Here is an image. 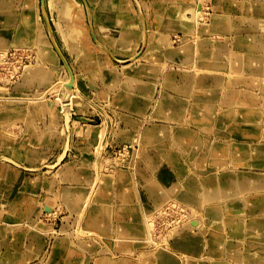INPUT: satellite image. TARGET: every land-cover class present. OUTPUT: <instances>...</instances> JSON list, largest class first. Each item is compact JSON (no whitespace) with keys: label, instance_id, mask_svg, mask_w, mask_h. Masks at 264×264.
Returning <instances> with one entry per match:
<instances>
[{"label":"crops","instance_id":"1","mask_svg":"<svg viewBox=\"0 0 264 264\" xmlns=\"http://www.w3.org/2000/svg\"><path fill=\"white\" fill-rule=\"evenodd\" d=\"M82 1L46 0L48 20L61 51L73 67L77 87L85 91H102L115 90L114 87L123 83H138L139 89L130 92L134 97L133 109L137 111H126L124 116L132 113L138 117L145 116L139 101L146 97L147 62H150L149 66L160 69L157 82L170 85V92L165 90L162 96L165 103L168 104L169 100L170 104L168 117L162 123L170 122V126H156L162 131L170 128L173 136L175 132L207 134L202 136L204 144L207 141L209 146L214 144L224 149L223 154L217 156L215 153L216 157L203 159L212 164L210 169L199 164L197 170L191 168L193 172H188L190 168L185 166L187 171L183 179L187 187L167 194L185 203V197L188 198L192 192L200 196L202 192L210 191L217 199H199L202 203L195 205L198 210H216L217 213L234 211L239 216L244 215L243 218L235 217V223L228 227L202 219L203 226L215 233L209 234L207 253L195 258L171 246V253L166 252L169 257L161 264H168V261L172 264H212V260L233 264L229 261L235 259L238 262L240 258L242 264H246L244 261L257 264L258 254L264 257L263 247L257 254L253 252L254 247L259 249L257 246L264 244V204L258 205L260 200L256 191L237 192L236 182L264 175V168L258 162L261 158L264 160V155L255 152L258 147L264 149V132L260 137L255 134H259L254 128L255 117H249L250 126L249 121L244 123L251 113L258 111L264 115V29H253L258 19L264 22V15L256 13L258 9L264 10V0H213V14L208 25L193 21L191 27H180L179 19L193 17V12L198 11L195 2L188 1V5L194 7L191 8V16L180 17L179 10L189 7L179 5V0ZM136 6L142 8L144 18L140 14L141 9L136 10ZM69 8L75 14L66 18L64 15ZM48 29L42 0H0V49L34 45L41 50V64L39 69H35L34 77L30 81H20L11 96L0 94V156L9 159H0V264H103L104 260L108 264H146L149 260L147 255L152 250L149 251V247L141 241L145 229L140 220L143 212L162 204V196L156 198L157 193L147 190V187L133 194L122 191L114 186L116 181L113 182L111 177L105 184L112 186L103 189L105 193L102 194L106 195L96 203L92 199L90 210L86 209L88 201L84 200L94 193L93 187L88 186L94 171L84 166L80 159L69 161L67 156L72 148L78 151L96 144L92 130L82 128L85 129L83 132L76 126L73 128L65 116L64 130L66 132L68 128L69 134L68 137L63 136L61 128L64 119L57 109L52 106L33 108L27 103L26 130L32 133L33 141L23 139L20 142L3 134L17 125L18 102L21 99L16 97L34 96L36 90L49 89L58 79H62L60 83L68 81V76L64 77V62L51 47ZM177 35L185 45L175 46ZM139 53L136 61L130 60ZM115 63H122L118 65L121 69L115 68ZM110 84L114 86L109 87ZM78 100L75 96L74 101ZM71 112L72 108L70 119ZM155 114L159 119L158 109ZM176 115L179 117L177 121ZM120 130L126 134L133 131L128 125H120ZM85 136L89 138L86 139L88 143L82 145L81 140ZM116 140L121 141L119 138ZM40 147H63L64 151L53 165L36 168L20 165L22 160L16 156L18 150L27 148L29 152L31 148ZM233 147L234 151H230ZM241 148H249L251 155L241 157L242 154L238 153ZM174 158L175 161H172L178 163L179 157ZM48 166L55 168L46 169L50 171L48 174L41 173L40 169ZM168 167L169 173L174 175L172 178L178 180V172L172 164ZM73 169L74 173H67ZM32 174L37 176L32 177ZM114 190L119 192L118 196L114 195ZM186 203L194 207L192 203ZM122 209L129 220L138 221L134 223L139 228V242L134 248L130 247L132 249L115 243L108 229V223L113 221H100L98 217L102 212L116 216L115 212ZM57 214L58 218L55 217ZM243 228L247 237L240 233ZM239 241H244L241 248ZM233 250L235 255L229 253L230 256H225L227 251Z\"/></svg>","mask_w":264,"mask_h":264},{"label":"rangeland","instance_id":"2","mask_svg":"<svg viewBox=\"0 0 264 264\" xmlns=\"http://www.w3.org/2000/svg\"><path fill=\"white\" fill-rule=\"evenodd\" d=\"M80 1L83 3L82 0H80ZM170 1L171 0H169L168 2H170ZM179 1H178L179 5H181L182 7H184V8H185V6L189 7V8H187L188 11H187V9L186 10L185 9L179 10L180 17L183 15L185 16L186 14L191 16L190 14H192V10L194 9V7H190L188 4L190 2L191 3L194 2V0H179ZM188 1H190V2H188ZM196 1L198 3L195 2L194 5L196 6L197 9H198V7H200L202 10V11L198 10V12H199L198 14H200V16H201V17H199V21H201L199 24L204 26V25H206L205 23H209V21L211 20V16L213 14V2H212L213 0H196ZM191 8H193V9H191ZM136 10H140V8L136 6ZM202 12L204 13L205 16L202 14ZM89 14H90V18L92 20L91 11L89 12ZM179 20L181 23L182 19H179ZM52 30H53V28H52ZM49 33H50V31H49ZM177 36L174 39V42L176 44L175 46H181L182 44L185 45V42L182 41V38H180L179 36L177 37ZM50 44H51V47H53V49L57 53V49L53 45L52 38H51ZM57 45H58V43H57ZM29 46H23V47H29ZM20 47H22V46H20ZM58 47H59V45H58ZM32 48L34 49V51L32 49L31 52H27L28 54L25 52L22 54L21 52L16 51L15 54L10 53V55L5 58L6 61H4L0 67V94H2L4 96L5 95L11 96V94L14 92L16 86H19V84L23 81V80H21V82H20V80H18L17 78L20 75L22 76L21 71H22V68L24 67V65H26V64L35 65L37 63V61H38L37 56L39 53L36 49V46L32 47ZM5 49H7V48H5ZM103 49H105V48H103ZM0 50H3V49H0ZM57 55L60 59H62L58 53H57ZM34 57L36 59H34ZM119 64H122V63H118V64L115 63V68L121 69V66H118ZM8 65H10V66H8ZM147 65H148V67H147L148 82L145 86L146 87V91H145L146 97H145V99L143 98V99H141V101H139L141 104L140 107L141 108L143 107L142 111L146 112L145 116L141 115L140 117H138L137 114H133V113L131 115H125L124 116L126 111L131 112V111H134L135 109H133V108L129 109L128 107L125 108V106L122 105L121 99L125 98L126 99L125 101L132 103L134 97L131 95L132 93L130 94L129 92H131L133 89L136 91L138 89L137 87H139L138 83L130 84V85L123 83L119 86L114 87V88H116L115 90H113V88H110V90L104 89L102 91H92L91 89H88L85 91V89L81 90L79 88V93L77 95L75 94L79 100L74 101V103H73L72 112H71L72 118L69 119L70 124H72L73 128L76 126L81 130H82V128H88V129L92 130V134H94L93 137L97 138L98 140L100 139L99 140L100 142L97 141L96 142L97 145L95 144L96 146L94 145L91 148L84 147V148L78 149V151L76 149L72 148L71 151H69L68 156H67L68 157L67 159L69 161L75 160V159H80L82 162L85 163V165L83 163H82V165L87 166V167H91L92 170L94 171L93 180L91 181V183L87 182L89 184L88 185L89 188L93 187L94 194L88 195L86 197V200H84V202L85 201L89 202L94 197L93 200L96 203L98 199L100 200V198H102V196L106 195V194H102V193H105V192H103V189L105 190L107 188L106 187L107 185L105 183L111 177L114 178L117 186L119 185L120 190H122V191L133 194L139 190H144V188H142V187H147V190L152 191V192H156L157 193L156 198H159L160 194L158 192V189L153 184L147 183L144 185L143 183H145V180L142 178L140 179L141 175L139 174L140 173L139 170H142V169H139L140 164L143 163V165H144V163L146 164V161H147V163L153 169H155L156 164L160 160L162 161L163 159L164 160L169 159V160L175 161L174 156L178 155L175 157H179V161L183 162L185 164V166L189 167V165H192V164H190V162H192V158H194L196 160V159H198V157H202V156L206 157V155H207V150H208L207 146H209V142L206 141L204 144V141L202 140L203 139L202 136H206L207 134L195 135L194 133L192 134V133H182V132L177 133V132H175L174 136L167 134L165 137H161V135H156L155 132H152L151 136L147 135V141L145 140L144 142H142V136L145 138V133L152 131L150 129L154 128L155 130H160L159 127H162L164 125L170 126V122H167V124L162 123V122H165L163 120H166V119H164V116H162V117L159 116V119H158L156 117V114H155L157 109L159 112L164 110V107L166 105V103H165L166 101L164 100V98H162V96L164 93H166L165 90H168L167 91L168 93L170 92V89H169L170 85L158 83L156 80L157 79L156 76L159 75L158 70H160V69L157 70L155 67L149 66L150 65L149 61L147 62ZM64 66H65V63H64ZM17 68H19V69H17ZM13 72H14V74H13ZM67 76L69 79L68 73H64V77H67ZM9 77H11V78H9ZM131 78H133V76H131ZM13 79H14V81H13ZM16 80H17V82H16ZM61 80L62 79H58L56 81V83H54V85L52 84V86H55V88L52 90L50 88L38 90V91L36 90L35 92L37 94L34 96H28L29 98H27L26 95L16 97L17 99H21L18 102V104H19L18 108H19L20 112L18 114L17 125H15L13 128L10 127L11 130H5L3 132V134L6 137H8L9 139H16L20 142L23 139L26 140L27 142L33 141L32 133L29 134V132L27 133V130H26V117H27L26 104L28 103V105L33 106V108H40V109L45 108L46 109V108L52 106L55 109H57L58 112L60 113V115L64 119L62 122V128H61L62 132L61 133L63 136H65L66 132L64 130L63 124L65 123V116L66 115H65V112L62 108V101L59 99V97H58L59 94L57 93V90L59 89V85H61V89H60L61 95L60 96H63L64 83H60ZM151 80L156 82V83L152 82ZM65 81H67V79ZM12 83H14V84H12ZM113 86L114 85L110 84L109 87H113ZM142 86L143 85H141L140 88L143 90ZM200 86L203 87L206 85H200ZM40 94H42V95H40ZM22 98H25V99H22ZM28 100H30V102ZM167 102L169 104V100ZM169 108H170V105H169L168 109ZM135 111H137V110H135ZM174 117H175V121H177V118H179L178 115H176ZM88 119H93V121L92 120L89 121ZM154 119H156V120H154ZM120 125L121 126L122 125H128V128L133 130L132 133L126 134L124 131L120 130ZM155 125H158V126L160 125V126L155 127ZM105 127H106V129H104ZM169 131H170V128H169ZM35 134L37 136V133H35ZM129 136H132V137H129ZM185 136H186V138H185ZM187 136H188V138H187ZM45 137H48V136L46 135ZM116 138H119L121 141H117ZM86 139H89V138H86V136L82 138V140H81L82 145H87L88 141H86ZM123 139L125 141H123ZM129 139L130 140L134 139L133 141H134V144L136 146L134 149H132V147L130 149L126 148V145H127L126 141H129ZM183 139L188 140L191 145L195 144L196 147L202 148V150L200 151L201 156L196 157L195 155H191L190 159L187 160L189 157H186V153L184 151V148L180 147V143ZM103 143L105 145L104 149L102 146ZM210 143L212 144L213 141H210ZM142 144H144V145H142ZM124 149H125V151H124ZM140 149H142V150H140ZM62 151H64L63 147H58V148L53 147L51 149L42 148V147L36 148V149L31 148V149H29V152H28V149L26 148L24 150H18V154L16 156L19 160H22L19 162H20V165L24 166V168H26V167L27 168H36L37 166H40V165H49V164L53 165L54 161L57 160V158L59 157V155L61 154ZM120 155H122V156L124 155V156L122 157ZM105 156H107V157L105 158ZM165 156H166V158H165ZM49 158H51L50 161H48ZM99 158H101V159H99ZM194 159H193V162H194ZM156 160L158 162H156ZM186 160L189 162V165H188V163H186L187 162ZM136 162H138V163H136ZM199 164H201V163H199ZM199 164L196 163L195 166L198 168ZM138 166H139V168H138ZM201 166H202V164H201ZM210 167L211 166H209L208 169H210ZM54 168L55 167H53V168L47 167L45 169L42 168V169H40V171H41V173H42V171H44L45 174H48V173H50V171L48 172V170H46V169L52 170ZM156 170L159 171L160 169L156 168L155 171ZM194 170H196V168H194ZM144 171L146 172V171H148V169H144ZM28 172L31 173L33 171H28ZM33 173H37V172H33ZM136 174H138V175H136ZM28 175L30 176L31 174H28ZM116 175H118V177ZM35 176H37V175L32 174V177H35ZM177 177L181 178V175H178ZM168 181H169V178H165L164 180H161V181L159 180L158 182L163 183V184H167ZM164 194L169 195L166 193H164ZM174 198L177 200V204H178V202L180 203L179 198H176V197H174ZM174 198H172V200H174ZM170 202L171 201H170V196H169L168 201L164 202L163 206L160 205V206L154 208V212H152V214H151V216H153L155 218L156 223H155V229L152 231L153 232L152 237H151L152 240H151L150 244L148 245L149 251L156 249L158 246H163V245L165 247L168 246L170 244L166 241L168 235L170 234L168 229H172L173 227L180 225V223H181L180 221H183V223H184L186 220V217H184L183 214L181 212H179L178 208H176L178 205L177 204H175V206L171 205L173 203H170ZM168 203H170V204L167 206L166 212L165 211L161 212V210H160V212L157 211L158 208L162 209ZM182 205L185 206L184 204H182ZM201 212L195 211L193 218L198 217V218L203 219V220L207 219L206 215H208L209 213L206 211L204 213H201ZM220 213L224 215V213H222V212H220ZM132 215H135V212H132ZM58 216H59L58 214L55 215L56 218H58ZM51 217H52V215H51ZM239 217L243 218L244 215H240ZM40 219H42V218L40 217ZM195 229L199 230V226L195 227ZM164 231H165V233H164ZM86 235H89V234H86ZM162 235L164 236L165 240L162 239ZM90 237L91 236H89V238ZM79 238H81V235H79ZM168 240L173 242L174 237L170 236L168 238ZM231 243L233 245L234 242L231 241ZM168 247H169V250H171V246H168ZM212 262H213V260H212ZM229 262H232L233 264H242L241 261L237 262V260H235V259L233 261H229ZM245 263L247 264V262H245Z\"/></svg>","mask_w":264,"mask_h":264},{"label":"bare ground","instance_id":"3","mask_svg":"<svg viewBox=\"0 0 264 264\" xmlns=\"http://www.w3.org/2000/svg\"><path fill=\"white\" fill-rule=\"evenodd\" d=\"M139 1V0H138ZM194 2H197L196 0H194ZM202 2V1H201ZM213 2V1H212ZM263 2V1H262ZM198 3V2H197ZM139 4H140V2H139ZM198 5V4H197ZM141 6V5H140ZM243 6H245V3L243 4ZM240 7V6H239ZM72 8H69V10L68 11H66V14L64 15L66 18H69V17H72V16H74V12L73 11H70ZM140 9H141V11H140V14L142 15V17L144 18V12H143V10H142V8L140 7ZM195 9H197V8H195ZM198 10H201V8L200 7H198ZM202 11V10H201ZM181 12V11H180ZM237 12V11H236ZM254 12V11H253ZM199 12L196 10V11H194L193 12V17H191V18H183L182 19V22L180 23V27H191V24L193 25V21H195L196 23H200L201 21H199V17H201L200 16V14H198ZM211 13V12H210ZM234 13V12H233ZM256 13H257V15H264V10H260V9H258L257 11H256ZM202 14L204 15V13L202 12ZM46 15H47V12H46ZM256 15V14H255ZM205 16V15H204ZM209 16V15H208ZM181 17H186V15L184 16H181ZM48 18V17H47ZM261 20V19H260ZM228 21V20H227ZM262 21V20H261ZM261 21H259V19H258V21H256L257 23L256 24H254V26H253V29L255 28L256 30H258V31H262L263 29H264V22H261ZM220 22V21H219ZM224 22H226V21H224ZM206 25H208L207 23H205ZM216 24V23H215ZM219 24V23H218ZM199 25H201V24H199ZM217 25V24H216ZM217 26H222V25H217ZM226 27V29L228 30L229 29V26L227 25V26H225ZM146 28H147V26H146ZM146 30V29H145ZM148 30V29H147ZM75 31L73 30V33H74ZM253 32V31H252ZM257 32V31H256ZM73 33H72V36H73ZM50 35H51V33H50ZM53 35H54V33H53ZM178 37V36H177ZM180 37V36H179ZM52 38V37H51ZM54 38H55V36H54ZM241 38V37H240ZM239 38V39H240ZM179 40V39H178ZM250 41V40H249ZM52 42H53V40H52ZM55 42H56V39H55ZM167 42V41H166ZM242 42V41H241ZM182 43V42H181ZM56 44H57V42H56ZM180 44V43H179ZM249 44V43H248ZM262 44H264V42H262ZM53 45L55 46V44L53 43ZM102 45V44H101ZM23 46H27V45H22V47H20V46H17V47H10V48H7V49H3V50H0V67H1V65H2V63L4 62V61H6L5 60V58L7 57V56H9L10 55V53H13V54H15V52L16 51H18V52H21L22 54L25 52V53H27V52H31V50L33 49L32 47H35L34 45H30L29 47H23ZM58 46V45H57ZM104 48H105V50H107L108 51V49H107V47H105L104 45H102ZM239 46V45H238ZM263 46V45H262ZM56 48V47H55ZM59 48V47H58ZM37 49V48H36ZM60 49V48H59ZM211 49V48H210ZM241 49V48H240ZM260 49H262L261 47H260ZM111 50V49H110ZM33 51H34V49H33ZM37 51H38V56H37V63L35 64V65H32V64H30V65H28V64H26V65H24V67L22 68V71H21V73H22V76L20 75V76H18V80H23V81H30L33 77H34V75H35V69L37 68V69H39V67H40V64H41V54H40V52H41V50L39 49H37ZM61 51V50H60ZM190 51V50H189ZM215 52V51H214ZM233 52V51H232ZM253 52V51H252ZM36 53V52H35ZM57 53L59 54V52L57 51ZM108 53V52H107ZM110 53V52H109ZM201 53V52H200ZM218 53V52H217ZM28 54V53H27ZM111 54V53H110ZM109 54V55H110ZM207 54V53H206ZM88 55V54H87ZM140 55V53L139 54H137V55H135V56H133L130 60L131 61H134L135 59H137L138 58V56ZM36 56V55H35ZM59 56H60V54H59ZM111 56L113 57V55L111 54ZM207 56V55H206ZM240 56V55H239ZM61 57V56H60ZM34 59H36L35 57H34ZM203 59H204V57H203ZM114 60V59H113ZM116 60V59H115ZM8 61V60H7ZM36 61V60H35ZM136 61V60H135ZM236 61V60H235ZM9 62V61H8ZM213 62V61H212ZM7 63V62H6ZM11 63V62H10ZM33 63V62H32ZM215 63V62H214ZM258 63V62H257ZM8 64V63H7ZM68 65H69V67H70V69H71V71H72V74H73V76H71V74H70V70L68 69V67L66 66V64H65V66H63L64 67V69H65V72L66 73H68V75H69V79H68V81L67 82H65L64 83V91H63V96H60L61 94V92H60V89H61V85H59V89L57 90V93L59 94V99L62 101V108H63V110H64V112H65V115H66V118H67V121H69V119H70V109L72 108V106H73V101H74V98H75V96L79 93V88L77 87V84H76V77H75V73H74V71H73V67L68 63ZM165 65V64H164ZM249 65V64H248ZM258 65V64H257ZM8 66H10V65H8ZM252 66V65H251ZM184 67H185V65H184ZM190 68V67H189ZM189 68H187V69H189ZM192 68V67H191ZM195 68V67H194ZM17 69H19V68H17ZM184 69V68H183ZM68 70V71H67ZM11 71V70H10ZM13 71V70H12ZM192 71H193V69H192ZM195 71V70H194ZM10 73V72H9ZM20 73V72H19ZM195 73V72H194ZM13 74H14V72H13ZM11 76V75H10ZM5 77V76H4ZM3 77V78H4ZM2 78V79H3ZM9 78H11V77H9ZM13 78V77H12ZM15 78V77H14ZM119 78V77H118ZM185 79H187V78H185ZM11 80V79H10ZM9 80V81H10ZM117 80V79H116ZM13 81H14V79H13ZM152 81V80H151ZM181 81V80H180ZM11 82V81H10ZM16 82H17V80H16ZM152 82H154V81H152ZM154 83H156V82H154ZM12 84H14V83H12ZM18 84V83H17ZM224 84V83H223ZM261 84V83H260ZM263 84V83H262ZM261 84V85H262ZM118 85V84H117ZM116 86V85H115ZM135 86V85H134ZM138 86V85H137ZM183 86V85H182ZM5 87V86H4ZM136 87V86H135ZM172 87V86H171ZM224 87V86H223ZM8 88V87H7ZM55 88V86H52L50 89L52 90V89H54ZM138 88V87H137ZM173 88V87H172ZM179 88V87H178ZM182 88V87H181ZM226 88V87H225ZM13 89V88H12ZM139 89V88H138ZM141 89V88H140ZM145 89H146V87H145ZM144 89V90H145ZM166 89V88H165ZM154 90V89H153ZM139 91V90H138ZM141 91H142V89H141ZM146 91V90H145ZM222 91V90H221ZM256 91V90H255ZM111 92V91H110ZM121 92V91H120ZM178 92V91H177ZM119 93V92H118ZM130 93V92H129ZM136 93V92H135ZM192 93V92H191ZM76 94V95H75ZM138 94H140V93H138ZM144 94V93H143ZM149 94V93H148ZM153 94V93H152ZM182 94V93H181ZM187 94H189V93H187ZM220 94V93H219ZM123 95V94H122ZM150 95V94H149ZM239 95V94H238ZM162 96V95H161ZM115 97V96H114ZM120 97V96H119ZM126 97V96H125ZM121 98V97H120ZM222 99V98H221ZM122 100V105L123 106H125V108L126 107H128V108H133L134 107V105L131 103V102H128V101H125L126 99L124 98V99H121ZM151 101V100H150ZM120 102V101H119ZM148 102V101H147ZM156 104V103H155ZM138 105V104H137ZM169 105L170 104H166L165 105V107H164V110H162L161 112H159V116H164V118L165 117H168V113L167 112H169V109H168V107H169ZM156 107V106H155ZM136 108V107H135ZM220 109V108H219ZM225 109V108H224ZM156 110V109H155ZM246 113V112H245ZM188 114V113H187ZM240 114V113H239ZM249 115V114H248ZM252 115V116H251ZM251 115H249V116H247L246 117V119L244 120V123H248V121L250 122V124H248V126H250L251 125V120H249V117H255V120H254V122H255V124H254V128H255V130L259 133V134H257V133H255L256 135H259V137L260 136H262L263 135V132H264V115L261 113V112H255L254 114H252L251 113ZM253 115H255V116H253ZM243 116V115H242ZM147 117V116H146ZM225 117H222V120H224L225 121V119H224ZM239 118H240V116H239ZM110 119V118H109ZM154 120H156V119H154ZM238 120V119H237ZM156 124V123H155ZM183 124V123H182ZM239 125V124H238ZM160 126V125H159ZM176 126V125H175ZM155 127H157L156 125H155ZM169 127V126H168ZM153 128V127H152ZM167 128V127H166ZM104 129H106V127L104 128ZM150 129V128H149ZM165 129V128H164ZM83 130V132H85V129H82ZM81 130V131H82ZM150 130H152L151 132H146L145 133V138L142 136V142H144L145 140L147 141V135L148 136H151L152 135V132H155V134L156 135H161V137H165L167 134H170V135H172L171 134V132L168 130H155L154 128L153 129H150ZM91 131V130H90ZM174 131V130H173ZM249 133V132H248ZM68 134H69V129L68 128H66V136L68 137ZM175 134V133H174ZM254 134V135H255ZM139 135V134H138ZM111 137V136H110ZM129 137H132V136H129ZM184 137V136H183ZM99 138V137H98ZM185 138H186V136H185ZM187 138H188V136H187ZM245 138V137H244ZM97 139V138H96ZM135 139V138H134ZM134 139H129V141H126L127 142V145H126V148H128V149H130L131 147H132V149H134L136 146H135V144H134ZM138 139V138H137ZM136 139V140H137ZM100 140V139H99ZM98 139H97V141H99ZM139 140V139H138ZM141 140V139H140ZM95 141V140H94ZM123 141H125V140H123ZM100 142V141H99ZM125 142V143H126ZM108 143V142H107ZM123 143V142H122ZM141 144V143H140ZM147 144V143H146ZM240 144V143H239ZM242 144V143H241ZM97 145V144H96ZM95 145V146H96ZM125 145V144H124ZM142 145H144V144H142ZM248 145V144H247ZM102 146H103V149H104V143L102 144ZM107 146V145H106ZM120 146V145H119ZM242 146V145H241ZM144 147V146H143ZM180 147L181 148H184V151H185V153H186V157H189L187 160H189L190 159V157H191V155H195L196 157H198V156H201L200 155V151L202 150V148H198V147H196V145L195 144H190L189 143V141L188 140H186V139H183L182 141H181V143H180ZM208 147V150H207V155H206V157L208 158V159H210V157L212 158V157H216V156H214L215 155V153H216V155L218 156L219 154H223L224 153V149L223 148H219V147H217L216 145H214V144H212V145H210V146H207ZM226 149V148H225ZM140 150H142V149H140ZM230 151L232 150V151H234V147L232 148V149H229ZM99 151V150H98ZM124 151H125V149H124ZM102 152V151H101ZM100 152V153H101ZM104 152V151H103ZM255 152H257L258 153V155H264V149L263 148H256L255 149ZM140 153V152H139ZM238 153H240V154H242L241 155V157H247V156H250L251 155V150L249 149V148H241V149H239L238 150ZM124 154V153H123ZM99 155V154H98ZM104 155V154H103ZM132 155V154H131ZM100 156V155H99ZM120 156H122V155H120ZM124 156V155H123ZM122 156V157H123ZM140 156V155H139ZM146 156V155H145ZM144 156V157H145ZM176 156V155H175ZM174 156V157H175ZM178 156V155H177ZM194 156V157H195ZM225 156V155H224ZM107 156H105V158H106ZM121 157V158H122ZM206 157H204V156H202V157H198V159H194V158H192V162H190V164H192V165H189V162L187 161L186 163H188V165H189V167H190V169L188 170V172L189 171H192V169L194 170V168H196V170H197V167L195 166V164L196 163H201L202 164V166H204V168H207L206 166H212V164L210 163V164H208L207 162H205V161H203V159H205ZM222 157V156H221ZM116 158V157H115ZM165 158H166V156H165ZM168 158V157H167ZM0 159H8V157H6V156H0ZM99 159H101V158H99ZM104 159V158H103ZM117 159V158H116ZM184 159V158H183ZM193 159H194V162H193ZM9 160V159H8ZM218 160H220V159H218ZM232 160V159H231ZM116 161V160H115ZM217 161V160H216ZM210 162V161H209ZM232 162V161H231ZM259 165H260V167L261 168H264V160L261 158V159H259ZM136 163H138V162H136ZM151 164V163H150ZM172 164V166H173V169L175 170V171H177L178 173V175H181V178H179L178 180L177 179H173L172 178V176L174 177V175H173V173L172 174H170L169 173V165H171ZM184 163L183 162H181V161H179L178 163H176V162H173L172 160H160L157 164H156V168H158V169H160L159 171L158 170H156L155 171V169H153L148 163H147V161H146V164L144 163V165H143V163L142 164H140L139 166H140V168H139V166H138V168L139 169H142V170H139L140 171V175H142V177L141 178H143L144 180H145V183H143V184H147V183H149V184H153L157 189H158V192H159V194L162 196V206L164 205V202H166V201H168V198H169V195H165L164 193H166L167 194V192L168 191H173V192H176V191H179L180 189H182L184 186L185 187H187L186 185H185V181L186 180H184L183 179V177H186L185 175V172L187 171V169H186V167H185V164L183 165ZM227 164H229V163H227ZM195 167H194V166ZM17 166H19V165H17ZM20 167V166H19ZM48 167H50V166H48ZM50 168H53V167H50ZM115 168V167H114ZM192 168V169H191ZM39 169V168H38ZM144 169H148V171H144ZM171 169V168H170ZM137 170V169H136ZM231 170V169H230ZM113 171V170H112ZM225 171V170H224ZM234 171V170H233ZM238 171V170H237ZM128 172V171H127ZM145 172V173H144ZM193 172V171H192ZM215 172V171H214ZM213 172V173H214ZM67 173H74V169L73 170H71V171H68ZM111 173V172H110ZM136 175H138V174H136ZM117 177H118V175H116ZM129 176V175H128ZM236 176H237V174H236ZM99 178V177H98ZM113 178V177H112ZM139 178V177H138ZM165 178H169V181H168V183L167 184H163V183H159L158 181L160 180H164ZM196 178V177H195ZM194 178V179H195ZM212 178V177H211ZM192 179V178H191ZM201 179V178H200ZM130 180V179H129ZM138 180V179H137ZM237 180V179H236ZM102 181V180H101ZM141 181V180H140ZM193 181V180H192ZM99 182V181H98ZM113 182H115V180H114V178H113ZM196 182V181H195ZM206 182V181H205ZM221 182V181H220ZM102 183V182H101ZM121 184V183H120ZM213 184V183H212ZM216 184V183H215ZM126 185V184H125ZM98 186V185H97ZM107 186H112V185H107ZM114 186L116 187V188H119L120 189V187H119V185L117 186V184H114ZM212 186V185H211ZM236 186H237V192H242V191H256L257 192V194H258V199L260 200V202H259V204L258 205H260V204H264V175L263 176H260V177H257V178H254L253 180H248V179H242V180H239V181H237L236 182ZM239 187V188H238ZM131 189V188H130ZM212 189V188H211ZM135 191V190H134ZM177 193V192H176ZM179 193V192H178ZM94 194V193H93ZM188 194H189V192H188ZM187 194V195H188ZM114 195L115 196H118L119 195V192L117 191V190H114ZM220 195V194H219ZM247 195V194H246ZM172 196V195H171ZM170 196V203H173V204H171V205H174L175 206V204H177V200L174 198V197H171ZM189 196V197H188ZM187 197L188 198H186L185 197V201L186 202H190V203H192L193 205H194V207L193 206H191V204L189 205V203H184V201L182 202L181 201V199H179V201H180V203L178 202V206L176 207V208H178V210H179V212H181L182 214H183V216L184 217H186V220H185V222L183 223V221H180L179 223H180V225H178V226H175V227H173L172 229H168V231L170 232V234L168 235V237H167V242L168 243H170L168 246H173V247H176V248H178V249H182L183 251H185L188 255H190V256H192V257H195V258H198V257H200V256H204L207 252H206V250H208V248H209V245H208V243H207V240H208V237H209V234L211 233L210 232V229H208L207 227H205V226H203V223L201 222V220L202 219H200V218H198V217H196V218H193V216H194V212L195 211H197V212H201L200 210H198L197 208V206H195V205H198V203H202V201L201 202H199V199H206V201H208V200H211V201H213V200H216L217 199V196L216 195H214V194H212V192H210V191H206V192H202L201 193V195L199 196V195H196V193L194 192H192V193H190V195H188ZM221 196H224V194L222 195L221 194ZM226 196V195H225ZM239 196V195H238ZM93 197V196H92ZM97 197V196H96ZM234 197V196H233ZM237 197V196H236ZM94 198V197H93ZM92 198V199H93ZM172 198H174V200H172ZM230 198V197H229ZM239 198H241V197H239ZM244 198H245V196H244ZM91 199V200H92ZM183 199V198H182ZM236 199V198H235ZM91 200L88 202V203H86V209H88V210H90L89 208H90V206H91ZM176 201V202H175ZM222 201V200H221ZM244 201L247 203V201L244 199ZM72 202V201H71ZM220 202V201H219ZM95 203V202H94ZM170 203H168L164 208H158L157 209V211H159L160 212V210H161V212H166V208H167V206L170 204ZM212 203V202H211ZM218 203V202H217ZM235 203V202H234ZM237 203V202H236ZM182 204H184L185 206H183ZM208 205V204H207ZM184 207V208H183ZM224 207V206H223ZM237 207V206H236ZM54 210V209H53ZM117 210V209H116ZM115 210V211H116ZM57 211V210H56ZM114 211V212H115ZM183 211V212H182ZM262 211H264V209L262 210ZM48 212H55V211H48ZM58 212V211H57ZM152 212H154V209L153 210H151V211H146V212H143L142 213V218H141V220H140V223H142L143 224V227H144V229H145V231L143 232V236H142V238H141V241H143V244H145V245H149L150 244V242H151V237H152V231L155 229V223H156V220H155V218L153 217V216H151V214H152ZM205 211H202L201 213H204ZM206 212H208L209 214L208 215H206V217H207V221L208 222H210V223H219V224H223L224 226H229V225H231V224H234L235 223V220H236V218L235 217H238L239 216V214H236L234 211H227V213H224V215L223 214H221L220 212H218L217 213V211L216 210H212V211H206ZM90 213V212H89ZM89 213H88V215H89ZM116 213V216H112L111 214H110V212H102V213H100V215L98 216L99 217V220L100 221H107V220H109V221H113L112 223H108L109 224V226H108V229L110 230V232L112 233V235L114 236V240H115V243L116 244H119L120 243V245H124V247L126 248V249H128V248H130V247H132V248H134V245H137L136 244V242H139V241H137L138 240V238H139V228L137 227V226H135V223L134 222H138V221H131V220H129L128 219V217H127V214H126V212L124 211L123 212V209H122V211H116L115 212ZM52 214V213H51ZM55 214V213H54ZM85 214V213H84ZM136 214V213H135ZM245 214V213H244ZM135 216H137V215H135ZM49 217H51V216H49ZM96 217V216H95ZM137 218V217H136ZM97 219V218H96ZM130 221V222H129ZM132 222V223H131ZM197 226H199V230H197V229H195V227H197ZM82 227V226H81ZM153 228V229H152ZM220 228H221V226H220ZM219 228V229H220ZM224 228V227H223ZM73 230H75V229H73ZM79 230V229H78ZM223 230V229H222ZM220 231V230H219ZM164 233H165V231H164ZM240 233L243 235V237H247V235H246V231H245V229L243 228V229H241L240 230ZM215 233L214 232H212L211 233V235H214ZM111 235V236H112ZM164 235V234H163ZM162 235V239L163 240H165L164 239V236ZM91 236V235H90ZM170 236H173L174 237V241L173 242H171L170 240H168V238L170 237ZM224 239V238H223ZM222 239V240H223ZM136 240V241H135ZM219 240V239H218ZM221 240V241H222ZM122 242H124V243H122ZM262 242V241H261ZM219 243V242H218ZM224 243V242H223ZM243 243H244V241H239V244H240V247L239 248H241V247H243ZM258 243V242H257ZM249 244H251V243H249ZM252 244H254V243H252ZM168 246H158L156 249H153L151 252H149V255H147L148 256V258H149V260L146 262V264H161V263H164L166 260H167V258L169 257V254H167L166 252L167 251H169L170 252V250H169V247ZM213 246H214V244H213ZM218 247V246H217ZM259 249H257L256 247H254L253 249V252H256V254H257V252H259V250H261V247H263V249H264V244H263V246H261V244H259L258 246H257ZM132 248H130V249H132ZM213 251H214V249H213ZM171 253V252H170ZM229 253L230 254H233V255H235V253H234V250L233 251H230V252H226V254H225V256H230L229 255ZM254 255V257H257L255 254H253ZM257 259V264H263L264 263V257L262 256V255H259L258 254V258H256ZM197 260V259H196ZM240 260H241V258H240ZM239 260V261H240ZM221 261H218V262H216L215 260H214V262H212V264H221L220 263ZM245 262H249V261H245ZM103 264H108L109 262L107 261V260H104V262H102ZM128 262H125L124 264H127ZM168 264H172V263H170V261H168L167 262ZM121 264H123V263H121ZM131 264H134L133 262H131ZM256 264V263H255Z\"/></svg>","mask_w":264,"mask_h":264},{"label":"water","instance_id":"4","mask_svg":"<svg viewBox=\"0 0 264 264\" xmlns=\"http://www.w3.org/2000/svg\"><path fill=\"white\" fill-rule=\"evenodd\" d=\"M42 9H43V14H44L45 20H46V22H47V25H48L49 31H50V33H51V37H52L53 43L55 44V47H56L57 51L59 52V54H60V56H61L63 62L66 64V66H67L68 69L70 70V74H71V76H73L72 71H71V69H70V67H69V65H68V62H67L65 56H64L63 53L60 51V49L58 48V46H57V44H56V42H55V38H54V35H53L52 26H51V24H50V22H49V20H48V18H47V15H46V0H42Z\"/></svg>","mask_w":264,"mask_h":264}]
</instances>
